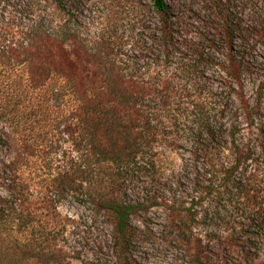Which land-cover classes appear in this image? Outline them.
I'll list each match as a JSON object with an SVG mask.
<instances>
[{"label": "rangeland", "instance_id": "rangeland-1", "mask_svg": "<svg viewBox=\"0 0 264 264\" xmlns=\"http://www.w3.org/2000/svg\"><path fill=\"white\" fill-rule=\"evenodd\" d=\"M165 2L175 44L162 57L150 0H62L60 10L50 0H0V30L22 33L43 16L49 30L74 31L81 46L101 48L122 74L147 88L139 107L153 129L121 180L124 200L145 208L131 218L127 264H196L197 250L206 264H264V216L255 215L258 202L264 207V159L259 154L250 163L248 171H255L247 188L236 182L237 172L222 185L197 144L198 118L208 119L222 132L226 168L233 161L232 134L239 145L264 135V0ZM46 88L53 89L48 103L58 113L34 126L55 135L15 173L0 172V196L16 192L25 210L27 229L9 236H25L43 253L56 251V264H119L113 224L76 185L87 154L73 117L78 101L61 78ZM14 155L0 145V167ZM53 180L70 183L56 189L49 186ZM226 226H248L247 233L226 236Z\"/></svg>", "mask_w": 264, "mask_h": 264}, {"label": "trees", "instance_id": "trees-1", "mask_svg": "<svg viewBox=\"0 0 264 264\" xmlns=\"http://www.w3.org/2000/svg\"><path fill=\"white\" fill-rule=\"evenodd\" d=\"M50 1L61 9L62 0ZM150 3L159 19V57L169 55L175 40L167 3L165 0H150ZM17 34L19 38L15 40ZM0 41L7 42L0 47V145H8L15 153L12 161L1 165L0 172L5 175L11 171L15 173L16 166L24 159L27 161L46 136L55 135V132L50 134L52 129L36 131L34 122L38 118L48 119L53 111L58 113L49 106V94L53 89L46 88V85L53 77L61 78L78 101L73 114L77 122V138L87 147L78 171L74 170L80 176L76 185L84 191L82 195L113 224L118 262L127 264L130 261L131 218L145 208L139 202L124 200L121 180L124 181L122 175L126 171L135 168L136 159L142 153L141 147L147 144L149 135L146 131L153 129L150 119L139 107L147 88L142 81L137 82L131 75L122 74V68L109 62L101 48L89 51L81 46L74 31L63 26L49 30L43 16L22 33L1 29ZM67 43H71L72 49L67 48ZM226 69L231 75L234 68L229 66ZM247 119L250 126L253 120L250 116ZM198 120H202L198 128V147L204 151L205 160L216 172L210 176L218 177L223 185L228 184L231 175L237 172L238 177L246 176V179L241 177V181L236 182L247 188L255 171H248L250 163L258 160L259 154L264 159V135L239 145L232 134L230 157L233 161L225 168L221 130L212 126L208 119L203 121L199 117ZM69 183L58 182L57 185L53 180L49 186L58 189ZM14 194L10 193L7 198L0 196V215L4 211L9 213V220L0 222V232L5 235L0 241V264H56L53 258L59 255L56 251L43 253V250L32 246L29 238L9 236L27 229L25 210L19 208L20 202H16ZM260 204L258 202L255 210L258 217L264 216V207ZM226 227V236H238L247 233L248 226ZM227 243L232 246L229 241ZM195 255L196 264H206L201 252L197 250Z\"/></svg>", "mask_w": 264, "mask_h": 264}]
</instances>
